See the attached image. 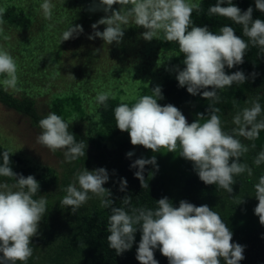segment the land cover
I'll list each match as a JSON object with an SVG mask.
<instances>
[{"label": "clouds", "instance_id": "9594fccd", "mask_svg": "<svg viewBox=\"0 0 264 264\" xmlns=\"http://www.w3.org/2000/svg\"><path fill=\"white\" fill-rule=\"evenodd\" d=\"M217 0L210 6L209 13L226 17L243 26V34L252 46H259L264 51V20L253 19V9L246 11L234 5L232 0ZM120 5L119 10L113 8ZM131 5L126 8L125 6ZM44 17L51 19L54 5L51 0H44L40 5ZM255 7L264 13V0H255ZM200 10V4L192 0H94L89 11H103L105 15L91 25L93 33L89 40L102 39L105 44H120L125 29L129 24L142 27L141 34L145 41L154 38L160 40V33L167 42H176L183 54V70L177 68L176 79L179 87H186L191 95L200 94L206 100L219 102L217 89L243 84L248 77L243 71L227 74L225 68L231 69L244 63L249 44L235 34L231 26H223L219 33H214L207 26H192L193 11ZM3 9H0V25L4 23ZM105 25L103 31H98ZM191 26V30H189ZM83 33L79 24L70 26L60 37V43L77 38ZM18 65L13 56L0 49V76L5 90L17 88ZM253 78L255 73L252 74ZM74 78V76H73ZM75 79V78H74ZM211 87L212 90H207ZM203 90V91H201ZM108 92L97 94L99 104H106ZM163 99L160 86L152 89V95H143L131 107L126 103L114 109L116 128L127 131L133 146H143L152 152L177 153L190 161L199 179L206 185H218L226 192H233V184L245 171L252 175V169L240 159L249 147L238 137L254 140L264 130V119L259 98L252 101L250 108L233 117L238 127L232 132L224 130L219 115L220 109L208 105L209 118L200 123L204 114L198 113L197 120L189 123L179 108L172 104L161 106L158 100ZM41 129L37 142L51 152L63 150L67 162H72L86 155L84 141L77 142L74 134L69 132V125L54 112H49L38 122ZM254 147V145H253ZM128 157L133 152L126 154ZM253 163L260 166L264 163V150L259 152ZM146 165H153L158 170L156 157L138 158L130 165L138 169L134 175L139 179L142 189L149 188L145 183ZM151 175H154L152 173ZM0 177L14 178L16 183H0V264H27L33 255L32 238L38 236L39 225L47 211V200L41 196L34 199L40 184L33 175L27 177L13 172L9 167V155H3L0 166ZM109 174L103 167L92 171L80 170L64 191L66 195L61 204L70 207L73 214L84 205L90 195L100 199L102 208L110 209L107 236L108 246L116 255H122L133 246L135 233L139 229L141 239L136 251L140 264H158L154 250L168 259V264H239L244 257V246L233 243V233L220 215L208 205L196 206L181 200L174 207L167 198L157 201L156 209L116 207L111 189L104 185ZM16 189V190H14ZM127 180L121 178L119 190L126 191ZM255 197L258 204L254 213L264 225V175L255 185ZM122 204L130 205L131 196L125 195ZM240 201L239 203H241Z\"/></svg>", "mask_w": 264, "mask_h": 264}, {"label": "trees", "instance_id": "16d2710c", "mask_svg": "<svg viewBox=\"0 0 264 264\" xmlns=\"http://www.w3.org/2000/svg\"><path fill=\"white\" fill-rule=\"evenodd\" d=\"M233 4L238 6L241 11H246L249 7L253 9V19L264 20V13L255 7V0H232ZM200 10H194L192 13V26H207L210 31L219 33V29L225 25L231 26L235 34L240 36L249 44L248 50L244 57V63L228 69L227 74L236 71H243L248 77L243 84H233L231 87L217 89L219 102L213 104V101L206 100L200 94L191 95L187 92L186 87H179L175 78L165 76L160 84L163 99L158 100L161 106L172 104L179 108L185 115L187 121L192 123L197 120V114L203 113L204 117L200 123L205 122L208 118V105L220 109L219 115L222 127L227 132H232L236 127L233 123V117L242 112L244 108H250L252 101L259 98L262 109H264V51L259 46H252L249 38L243 34V26L236 24L232 20L215 14L209 13L210 6L217 3V0H199ZM227 6V0L225 5ZM131 5L126 6V8ZM3 21L12 26L24 28L30 25V20L26 18L22 11L15 12V8H9L2 14ZM191 30V26L189 28ZM159 47L165 52L174 54V63L179 64L182 69L183 54L179 51L178 43L167 42L163 39V33H160L158 39ZM255 73L253 78L252 74ZM4 77V76H2ZM156 85H149L144 88L146 93L152 95V89ZM207 90H212L209 87ZM203 91V90H201ZM138 100V99H137ZM120 101L119 98L109 97L106 104H99L94 99V111L87 115L80 108L78 98L59 97L53 101V106L49 112H54L61 116L69 125V132L74 134L77 142L81 140L87 145L86 155L73 161L70 172L74 176L82 169L86 168L92 171L97 168H105L109 174V180L104 185L105 188L111 189L112 196L116 207H125L126 210L131 208L156 209L157 201L167 197L174 207L179 206L181 200H186L196 206L208 205L216 211L225 224L233 233L232 242L244 246V259L239 264H264V225L259 222V217L254 213V204L247 201L248 193H252L253 185L248 180V173L235 176L233 192L229 194L218 185H206L203 183L198 174L194 171L190 161L181 159L179 167L171 175H167L163 170H158L153 165H146L144 171L145 183L149 188L142 189L139 179L134 173L138 170L131 168L130 165L138 158H151L153 153L150 149L143 146H133L130 142V136L127 131H120L116 128L114 109L121 103H126L130 107L137 101ZM0 104L24 117L31 125L41 130L38 122L48 113L41 114L38 110L35 99L26 94L15 95V93L5 90V86L0 83ZM73 104V111H68L65 105ZM264 119V112L257 118ZM84 121L92 123L97 135H92V129H85ZM242 143L247 145L253 151L264 150V130H261L259 137L254 140H247L238 137ZM113 142L114 147L108 143ZM254 145V147H253ZM7 152L9 155V167L13 172L22 174L27 177L33 175L29 168H26L24 161L17 155L12 154L7 149L0 146V166L3 165V155ZM133 152L131 157L126 154ZM249 152V151H248ZM241 163L247 164L254 168L251 158L247 153L241 157ZM154 173V175H151ZM121 178L127 180V189L124 192L119 190V181ZM10 180L16 183L14 178L0 177V180ZM40 188H44L47 182L42 176L35 178ZM72 183L67 179L64 184L67 186ZM125 195L131 196L130 205H123L121 199ZM242 201L241 203H239ZM111 215L110 209L102 208L100 199L97 197V203L91 206H81L73 216V223L69 227V235L63 239L61 245L50 246V236L44 241L48 252L43 259L37 260L32 256L27 264H140L136 259V251L141 239V232L138 229L134 234L135 239L130 250L125 251L122 255H116L114 249L109 248L107 236L108 219ZM54 238V235H51ZM38 240L32 241L30 245L35 251L40 250ZM50 248L55 254H50ZM2 255V254H0ZM154 257L158 264H168V259L163 256L159 249L154 250ZM19 264V262H18ZM221 264H224L221 261Z\"/></svg>", "mask_w": 264, "mask_h": 264}, {"label": "rangeland", "instance_id": "374dc122", "mask_svg": "<svg viewBox=\"0 0 264 264\" xmlns=\"http://www.w3.org/2000/svg\"><path fill=\"white\" fill-rule=\"evenodd\" d=\"M44 0H0L3 13L9 8L15 12L22 11L30 20V25L24 28L15 27L4 21L0 25V49L8 51L18 65V84L15 90L8 89L15 95L26 94L35 99L41 114L48 113L53 101L59 97L78 98L80 108L85 114L94 111V99L98 93L108 92L109 97L120 101L137 100L143 95H149L144 88L149 85L160 86L165 76L176 79L177 68L174 54L163 51L158 45V39L145 41L141 34L142 27L129 24L125 29L120 44L113 42L108 45L100 38L89 40L93 33L91 25L102 18L103 11H89L94 0H51V19H46L40 5ZM198 3L199 0H192ZM126 7V6H125ZM119 10L120 5H114ZM81 25L83 33L77 38L60 43V37L68 27ZM105 25H100L98 31H103ZM74 76V78H73ZM5 77L0 76V83ZM3 84V83H2ZM73 104L65 105L68 111H73ZM85 129H92V135H97L92 123L84 121ZM41 130L31 125L30 121L0 104V146L23 159L26 168L31 170L35 178L42 176L47 182L40 188L34 199L41 196L47 200V211L40 225L39 235L32 238L38 240L41 249L33 251L37 260L43 259L48 252L44 241L50 236V246L61 245L69 235V227L73 223L74 214L70 207L61 204L66 195L67 185L64 180L73 181L74 174L70 172L73 165L67 162L63 150L53 153L37 142ZM114 147V143H108ZM261 152V151H259ZM247 155L252 163L257 156L256 150L249 148ZM158 168L167 175L173 174L182 159L177 153H153ZM253 191L248 193L247 201L256 205L255 185L259 177L264 175V163L256 166L253 163ZM15 184L10 180H0V183ZM16 190V189H14ZM90 199L82 206L97 203V197ZM51 235L55 237L52 238ZM50 248V254H55Z\"/></svg>", "mask_w": 264, "mask_h": 264}]
</instances>
